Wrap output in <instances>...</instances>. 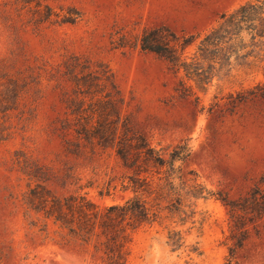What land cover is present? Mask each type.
I'll list each match as a JSON object with an SVG mask.
<instances>
[{
	"label": "rangeland",
	"instance_id": "1",
	"mask_svg": "<svg viewBox=\"0 0 264 264\" xmlns=\"http://www.w3.org/2000/svg\"><path fill=\"white\" fill-rule=\"evenodd\" d=\"M245 1L0 0V264H102L94 242L30 207V189L47 199L83 195L99 206L134 195L112 149L75 137L68 104L86 73L101 78L90 91L121 99L131 132L155 149L188 148L175 162L181 205L156 176L138 193L157 217L130 235L126 264H264L263 204L253 200L264 191L263 71L237 70L181 97L166 61L141 48L153 31L202 34ZM102 75L110 83L100 93ZM194 184L211 195L188 197ZM220 197L241 203L233 216Z\"/></svg>",
	"mask_w": 264,
	"mask_h": 264
},
{
	"label": "trees",
	"instance_id": "2",
	"mask_svg": "<svg viewBox=\"0 0 264 264\" xmlns=\"http://www.w3.org/2000/svg\"><path fill=\"white\" fill-rule=\"evenodd\" d=\"M157 33L145 34L141 38V48L166 61L169 70L179 77L176 91L181 97L191 96L193 87L203 90L214 79L228 77L237 70L261 69L264 74V0H246L233 10L222 13L216 24L202 34L178 36L169 33L162 38ZM193 44V50L188 52ZM99 79L92 73L77 79L76 97L68 104L69 114L74 118L75 137L112 149L130 171L128 187L134 195L122 203L99 206L83 195L47 199L38 197L35 189H30L29 204L69 235L94 242V249L103 255L102 264H126L130 235L157 217L138 193L148 192L152 185L149 176H156L160 189L167 195L176 194L177 204L181 205L179 190L185 185L184 181L181 182L182 187L175 184L176 178L181 180L175 162L186 159L188 148L179 144L172 149H155L143 136L131 132L127 118L120 112L121 99L114 98L110 91L99 96L96 91H90L92 84L99 86L94 82ZM103 81L100 93L106 86L105 81L110 83V76H103ZM80 84L86 88L80 90ZM237 98L242 100L243 94L238 92ZM256 192L253 200L263 204L261 210L264 211V191L257 188ZM185 194L194 199L211 195L198 184L191 185ZM220 199L231 216L241 206V203L225 197ZM171 207L176 209L173 203ZM169 243L173 249L181 246L177 232L170 234ZM235 245L240 247L241 239ZM192 252H197V249L193 248ZM173 264L194 263L185 260Z\"/></svg>",
	"mask_w": 264,
	"mask_h": 264
}]
</instances>
